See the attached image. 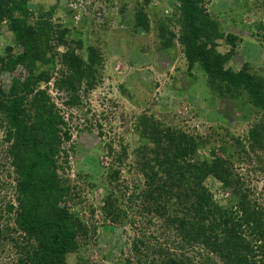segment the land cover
<instances>
[{
	"label": "rangeland",
	"instance_id": "rangeland-1",
	"mask_svg": "<svg viewBox=\"0 0 264 264\" xmlns=\"http://www.w3.org/2000/svg\"><path fill=\"white\" fill-rule=\"evenodd\" d=\"M28 8L30 25L49 24L55 35L66 30L69 42L82 41L78 54L84 55L93 46L104 58L99 82L92 89L80 87V102L75 106L67 104L73 94L56 85L65 72L62 55L66 46L57 45L54 61L38 63L33 73L22 65L10 69L0 64L4 91L15 82L27 83L41 71L51 74V81L40 88L46 89L70 133V140L62 146L68 159L58 162L62 168L58 174L78 194L67 203L72 215L91 230L80 249L67 257L68 264H136L134 241L143 231L147 236L152 232L161 235L158 225L148 224L146 214L141 213L140 199H130L147 188L145 158H149L143 146L155 149L149 136L156 125L158 133L172 128L196 140L195 153L184 157L189 163L210 166L218 159L232 161L243 187L253 191L250 199L264 204V148L255 147L250 138L257 128L258 139L264 142V109L255 107L243 89H232L230 96L223 85L225 95L217 93L199 63L189 66L180 40L178 0H29ZM205 9L223 34L218 52H230L233 47L228 37H236L235 54L225 68L239 72L247 67L264 79V0H206ZM140 11L148 17V31L136 25ZM164 25L169 28L166 36L171 37L170 31L173 34L170 46L161 38ZM8 47L13 48L12 56L23 51L5 18L0 20V58L8 60ZM2 136L0 131V141ZM114 170L120 174L118 187L109 182ZM5 181L9 178L0 174L1 200L16 205L14 190ZM202 185L212 202L228 206L231 195L221 180L209 175ZM111 191L122 210L117 222L102 209ZM14 258L11 245L0 246V264H11Z\"/></svg>",
	"mask_w": 264,
	"mask_h": 264
},
{
	"label": "trees",
	"instance_id": "trees-1",
	"mask_svg": "<svg viewBox=\"0 0 264 264\" xmlns=\"http://www.w3.org/2000/svg\"><path fill=\"white\" fill-rule=\"evenodd\" d=\"M178 1L182 11L180 40L189 66L199 63L209 86L217 93L225 95L223 85H227L229 95L232 89H243L255 107L264 109V79L247 67L239 72L225 68L235 54L236 37H228L233 47L230 52H218V40L223 34L205 9L206 0ZM28 3L29 0H0V20L9 19L16 43L23 49L12 56L13 48L8 47L9 58H0V64L10 69L22 65L32 72L38 63L54 61L57 45L66 46L62 55L65 72L56 85L73 94L68 105H78L79 88L85 85L92 89L99 82L103 55L93 46L87 47L84 55L78 54L76 49L84 45L81 40L69 42L66 30L55 35L49 24L37 28L30 25ZM135 20L137 27L149 30L143 11L136 14ZM168 30L165 25L161 27L165 46L172 43L171 31V37L166 36ZM50 81V72L44 70L27 83L15 82L8 91L0 88V174L9 178L4 185L14 190L17 202L15 205L0 197V246L11 245L15 256L11 264H68L67 257L80 249L91 232L72 215L67 203L78 194L58 174L62 169L58 162L62 158L66 163L68 159V151L62 146L70 140V133L60 110L46 89L40 88ZM259 132L253 129L250 138L255 147L264 148ZM149 137L155 149L143 146L149 158H145L150 172L146 174L148 189L130 199H140L147 223L158 225L163 233L147 236L143 231L134 241L136 264H264V204L250 199L253 191L243 187L233 162L218 159L210 166L187 162L184 157L195 153L197 142L182 130L166 128L158 133L156 125ZM252 150L256 152L254 147ZM209 175L221 180L231 195L228 206L212 202L202 185ZM109 177L110 184L118 187V170ZM113 196L111 191L102 209L107 218L117 222L122 210Z\"/></svg>",
	"mask_w": 264,
	"mask_h": 264
}]
</instances>
